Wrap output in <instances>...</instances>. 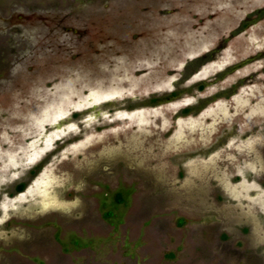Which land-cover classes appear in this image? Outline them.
<instances>
[{"label":"rangeland","instance_id":"obj_1","mask_svg":"<svg viewBox=\"0 0 264 264\" xmlns=\"http://www.w3.org/2000/svg\"><path fill=\"white\" fill-rule=\"evenodd\" d=\"M0 264H264V0H0Z\"/></svg>","mask_w":264,"mask_h":264},{"label":"trees","instance_id":"obj_2","mask_svg":"<svg viewBox=\"0 0 264 264\" xmlns=\"http://www.w3.org/2000/svg\"><path fill=\"white\" fill-rule=\"evenodd\" d=\"M25 186H26V182L25 181L18 183L17 186H16V191L20 192V191L24 190Z\"/></svg>","mask_w":264,"mask_h":264},{"label":"flooded vegetation","instance_id":"obj_3","mask_svg":"<svg viewBox=\"0 0 264 264\" xmlns=\"http://www.w3.org/2000/svg\"><path fill=\"white\" fill-rule=\"evenodd\" d=\"M155 102V101H154Z\"/></svg>","mask_w":264,"mask_h":264}]
</instances>
